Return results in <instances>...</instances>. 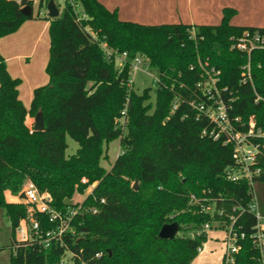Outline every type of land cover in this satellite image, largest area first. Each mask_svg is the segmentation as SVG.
Here are the masks:
<instances>
[{"label":"trees","instance_id":"16d2710c","mask_svg":"<svg viewBox=\"0 0 264 264\" xmlns=\"http://www.w3.org/2000/svg\"><path fill=\"white\" fill-rule=\"evenodd\" d=\"M50 1L38 0L39 8L47 11ZM54 2L61 11L46 19L49 82L34 90L29 111L19 97L21 80L9 74L0 54V211L13 233L9 264H61L67 253L71 264H191L208 239L204 226L223 228L230 217L236 218L235 230L246 234L235 264H263L250 237L258 224L264 231V220L250 210L251 183L227 179L234 148L203 136L214 125L194 106L208 103L198 84L206 81L205 70L214 69L230 119L240 120L237 129L244 131L253 119L264 132V50L248 56L232 47V38L246 31L264 35V29L232 26V9H224L218 26H145L120 20L97 0ZM24 7L33 2L0 0V39L32 19L21 13ZM123 54L118 70L115 60ZM136 58L159 76L152 112L149 90L136 94L130 85ZM248 63L251 81L243 82ZM39 110L43 132L28 122ZM67 136L79 146L68 158ZM116 140L120 154L106 170L100 162ZM257 167L254 184L264 182V149ZM27 180L49 193L58 210L95 185L84 205L99 212L77 216L63 247L19 243L15 233L28 206L6 196L18 197ZM35 217L42 231L53 229L45 215ZM173 223L195 235L161 239L162 227Z\"/></svg>","mask_w":264,"mask_h":264},{"label":"built area","instance_id":"2783aa9c","mask_svg":"<svg viewBox=\"0 0 264 264\" xmlns=\"http://www.w3.org/2000/svg\"><path fill=\"white\" fill-rule=\"evenodd\" d=\"M233 49L245 53L248 56L255 50H264V35L255 32H244L242 37L232 38ZM121 62L123 64L126 54H123ZM144 62L142 58H136L133 62V72L138 70L139 66ZM220 72H216L214 69L211 71L205 70L204 83H199L200 88L205 96L208 97L207 104H201L194 106L199 112L204 114L208 120L214 125V129L211 132L203 130V136L209 137L214 141H221L224 146H232L234 167L228 168L225 172L226 177L231 182H239L240 180H247L251 183L253 190L254 182L253 176H260L261 169L257 167L261 157V150L264 149V132L256 128L255 122L251 119L248 127L244 131L237 129L236 125L240 124L238 118L232 121L229 117L228 108L223 103L220 91L217 88V82H219ZM251 81L250 63L243 67V82ZM132 78L130 80V85ZM132 87V86H131ZM210 87V88H209ZM194 105L193 103L191 104ZM176 106L173 107L176 110ZM33 123L30 124L33 129ZM243 127V125H242ZM262 140L261 144L259 141ZM82 183H86L83 179ZM95 185L90 186L84 195L82 200L69 204L65 210H58L53 207L52 196L49 193H41L38 189L27 180L21 193L18 196V200L23 204L30 207L28 217L21 220L16 229V241L19 243H32L38 242L43 248L47 249L52 245L65 246V236L69 231H72V222L79 215L83 214H97L98 208L86 207L84 202L87 197L92 193ZM24 194L25 200H20L19 197ZM254 202L250 206V210L255 214L257 221L264 220L258 213V202L255 196L254 190ZM104 200L101 201V204ZM206 207H203V210ZM213 211V210H212ZM43 214L48 218V222L53 224V229L44 232L40 227V223L35 217V214ZM220 216L223 214L220 213ZM231 224L225 227H215L211 224L204 226V232L208 233L213 229L223 230L226 232V238L224 240L226 244V253L224 255V264H235V256L240 251L241 246L239 241L246 237L243 232H238L234 228L236 218L230 217ZM220 226V225H219ZM253 239L254 245L260 251L261 258L264 259V231L260 224L255 229V232L250 235ZM201 252V249H198ZM67 253L63 258L61 264H71V261L67 260ZM97 258L100 254L96 255ZM264 264V263H263Z\"/></svg>","mask_w":264,"mask_h":264},{"label":"crops","instance_id":"0c3cea01","mask_svg":"<svg viewBox=\"0 0 264 264\" xmlns=\"http://www.w3.org/2000/svg\"><path fill=\"white\" fill-rule=\"evenodd\" d=\"M19 1V0H13ZM32 1V0H31ZM38 1V0H37ZM109 11H116L122 21L145 26L177 25L218 26L223 20L224 9L235 10L230 24L236 27L264 29V0H97ZM48 15V14H47ZM34 7H32V18ZM34 20L25 21L17 32L0 39V54L6 61L9 74L13 77L16 67L22 69V62L37 57L36 43L44 38L49 22L42 24L37 34ZM37 35V36H36ZM20 37V38H19ZM33 46L28 55L21 54L25 46ZM20 66V67H19ZM15 72V73H14ZM16 75V74H15ZM46 77V78H45ZM47 75H39L29 86L24 87L19 97L30 110L33 92L40 84L46 85ZM42 85V86H44ZM29 125L32 119H28ZM6 197H9L8 195ZM20 202L18 197L8 199Z\"/></svg>","mask_w":264,"mask_h":264},{"label":"rangeland","instance_id":"374dc122","mask_svg":"<svg viewBox=\"0 0 264 264\" xmlns=\"http://www.w3.org/2000/svg\"><path fill=\"white\" fill-rule=\"evenodd\" d=\"M33 7H34V17L32 18L35 23V28L37 31V34L39 33L42 24L46 23L48 20H46L48 17L47 11L44 9L39 8V4L37 0H32ZM62 9V7H61ZM61 11V10H59ZM31 19V20H32ZM196 33L195 30H191V34L194 35ZM37 36V35H36ZM20 38V37H19ZM35 46H38V54L37 57L32 59L30 57L29 61L22 62V69L16 67V75L13 74V77L16 79L21 80V90L22 93L24 87L29 86L31 82L37 79L39 75H47L46 73V66L49 61L50 56V35L49 31L46 32L44 38L39 40ZM33 46H31V43L29 46H25L23 52L21 54L28 55L30 53V50ZM122 57L118 56L115 60V66L116 69H120L122 66L121 62ZM158 74L155 70L150 69L145 62H143L137 71L133 73L132 76V89L136 94H142L145 90H149V100L146 102V104L151 105V111L152 112L155 108L156 104V81H157ZM46 78V77H45ZM49 82V78L47 77V81L45 84ZM44 84H40L42 87ZM39 87V86H37ZM210 88V87H209ZM32 123L34 124V118H32ZM32 124V125H33ZM67 142V149L65 152V156L71 157L76 154L78 150V143L73 140L71 137L67 136L66 138ZM120 141L116 140L110 143L105 148V153L103 158L101 159V166L106 169L110 170L114 162H116V159L118 155L120 154ZM253 190L255 193V196L257 198L258 202V213L260 216L264 219V182H257L253 186ZM7 197L8 199H12V196L10 194ZM82 200L81 196H77L74 198V202ZM28 210H30V207H28ZM195 235L192 232L182 233L179 232V236L182 235ZM16 233H15V239H16ZM208 239L206 242L202 244V247H200L201 252L198 253V256L191 264H224L223 257L226 253V244L224 242L226 238V232L223 230H216L213 229L210 232L207 233ZM13 238V233L11 229L10 222L5 217L4 212L0 211V264H9L10 262V256H11V250L9 246L11 245ZM67 260H71L70 255H67Z\"/></svg>","mask_w":264,"mask_h":264},{"label":"water","instance_id":"95a60500","mask_svg":"<svg viewBox=\"0 0 264 264\" xmlns=\"http://www.w3.org/2000/svg\"><path fill=\"white\" fill-rule=\"evenodd\" d=\"M21 13L24 16H31L32 15V8L31 7H24L21 9ZM47 14L50 19L57 18L60 15L59 8L57 7L54 0H51L50 3L47 5ZM44 118L42 110H39L34 117V125L33 130L36 132H43L45 130L44 126ZM133 189L135 191L138 190V182H135ZM20 200H25L24 194H21L19 197ZM179 234V225L177 223L167 224L164 225L160 231L159 237L161 239H174L175 236Z\"/></svg>","mask_w":264,"mask_h":264}]
</instances>
